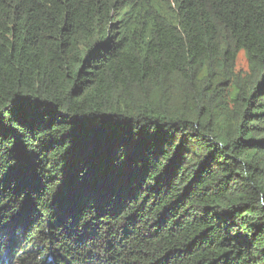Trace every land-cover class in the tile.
Listing matches in <instances>:
<instances>
[{
	"label": "trees",
	"instance_id": "1",
	"mask_svg": "<svg viewBox=\"0 0 264 264\" xmlns=\"http://www.w3.org/2000/svg\"><path fill=\"white\" fill-rule=\"evenodd\" d=\"M0 264H264V0H0Z\"/></svg>",
	"mask_w": 264,
	"mask_h": 264
},
{
	"label": "rangeland",
	"instance_id": "2",
	"mask_svg": "<svg viewBox=\"0 0 264 264\" xmlns=\"http://www.w3.org/2000/svg\"><path fill=\"white\" fill-rule=\"evenodd\" d=\"M237 70L241 73L248 71V61L244 51H241L237 59Z\"/></svg>",
	"mask_w": 264,
	"mask_h": 264
}]
</instances>
